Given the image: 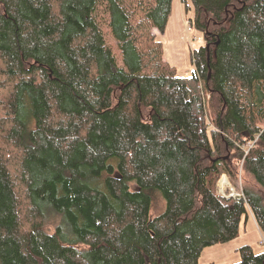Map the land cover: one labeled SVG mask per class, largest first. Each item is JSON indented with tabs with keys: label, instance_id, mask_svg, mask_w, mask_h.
Listing matches in <instances>:
<instances>
[{
	"label": "trees",
	"instance_id": "1",
	"mask_svg": "<svg viewBox=\"0 0 264 264\" xmlns=\"http://www.w3.org/2000/svg\"><path fill=\"white\" fill-rule=\"evenodd\" d=\"M172 1L0 0V264H199L264 232V0H192L189 76L153 32ZM240 171L259 188L220 194Z\"/></svg>",
	"mask_w": 264,
	"mask_h": 264
},
{
	"label": "rangeland",
	"instance_id": "2",
	"mask_svg": "<svg viewBox=\"0 0 264 264\" xmlns=\"http://www.w3.org/2000/svg\"><path fill=\"white\" fill-rule=\"evenodd\" d=\"M195 9L192 0H173L172 10L167 26L162 32L157 28L153 32L163 43L164 59L174 66L180 76H189L193 69V50L204 44L202 32L193 24ZM246 187L258 189L252 176L240 171L239 178L231 179L223 173L218 182V192L224 196H243ZM136 189V186L133 185ZM165 207V200L159 194L155 195V203L151 216L160 215ZM59 222L51 223L52 228ZM251 245L256 252L264 250V232L260 230L254 216L243 218L237 237L227 242L206 246L199 258V264H233L241 260L240 248Z\"/></svg>",
	"mask_w": 264,
	"mask_h": 264
}]
</instances>
